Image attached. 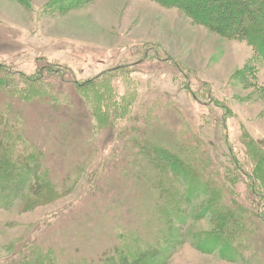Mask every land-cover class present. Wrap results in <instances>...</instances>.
Instances as JSON below:
<instances>
[{
    "label": "rangeland",
    "instance_id": "1",
    "mask_svg": "<svg viewBox=\"0 0 264 264\" xmlns=\"http://www.w3.org/2000/svg\"><path fill=\"white\" fill-rule=\"evenodd\" d=\"M188 3L0 0V264H264V60ZM231 197L261 216L227 254Z\"/></svg>",
    "mask_w": 264,
    "mask_h": 264
},
{
    "label": "trees",
    "instance_id": "2",
    "mask_svg": "<svg viewBox=\"0 0 264 264\" xmlns=\"http://www.w3.org/2000/svg\"><path fill=\"white\" fill-rule=\"evenodd\" d=\"M161 2H181L182 0H159ZM188 0H184L183 6L187 5ZM209 4L204 6V0L201 3L198 0H189V7L191 8L190 12L198 17L200 20L198 22L200 24H211L213 28L218 29V31L222 33H230L240 39L246 40L250 46L253 47L256 54L261 56L264 60V0H209ZM203 21V22H202ZM137 141V140H136ZM137 143V142H136ZM138 147L142 146L137 144ZM136 148V145H134ZM143 147H146V153L143 155L144 161H149V155L154 151V147L152 143L145 140ZM137 155V152L135 153ZM148 155V156H147ZM11 159L10 156L2 155L1 158L3 160L2 165H0V174L3 173L5 168L10 169L9 162L7 160ZM25 159L21 158L24 163H26V156H23ZM158 158H160L161 163L168 162L172 164L179 163V159L172 154L162 151L158 153ZM26 169H29V164H23ZM164 165V164H163ZM20 175H23V171L18 168ZM188 171V170H187ZM25 175V174H24ZM2 175H0L1 177ZM26 176V182L29 183V176ZM3 177V176H2ZM41 176L36 174V179H40ZM191 179V183L193 184L190 190H194L193 194H201L200 188H202L205 194L208 195V198L215 204L222 203L219 197L218 192L213 190V186H206L200 182L197 178L189 177ZM37 180L35 183L37 184ZM13 182V181H12ZM39 184V182H38ZM45 184L40 182L39 189H36L39 194H46L45 189H48L49 186H45ZM24 187V182L20 180L19 182H13V190L17 191L18 194L22 191ZM20 190V191H19ZM228 190V189H227ZM229 191V190H228ZM207 192V193H206ZM192 194V196H193ZM42 199H40L41 201ZM220 202H217V201ZM230 205L228 211H223L217 213V232L216 243L221 245L223 251L227 254L231 252H238V249L233 247L230 242L233 241L234 235L237 234L239 230V226L241 225L242 229L239 231H244L243 223H251L254 224L251 219L256 218L259 219L261 214L254 208H246L242 204L236 205L232 199L230 198ZM234 204V205H233ZM223 230H227L226 236L229 237V243L221 241L220 237H222ZM219 232V234H218ZM218 236V238H217ZM220 241V242H219ZM215 243V242H214ZM211 244V243H210ZM215 244V245H217ZM212 245V244H211ZM50 246L45 245H34L31 248V253H23L20 255L18 260L11 261V264H59L58 257L56 255V251H53V248H49ZM241 250L242 247H241ZM38 255V256H37ZM124 260H128V258H123ZM145 258L140 261L139 264H144ZM151 263V262H150ZM149 263V264H150ZM119 264V263H118ZM138 264V263H136Z\"/></svg>",
    "mask_w": 264,
    "mask_h": 264
}]
</instances>
